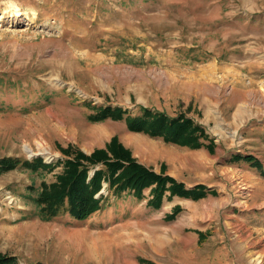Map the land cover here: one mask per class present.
I'll use <instances>...</instances> for the list:
<instances>
[{"label":"rangeland","instance_id":"374dc122","mask_svg":"<svg viewBox=\"0 0 264 264\" xmlns=\"http://www.w3.org/2000/svg\"><path fill=\"white\" fill-rule=\"evenodd\" d=\"M106 107L123 117L90 120ZM142 108L192 116L213 149L130 131ZM113 137L206 196L166 192L157 207L152 188L113 196L104 183L108 203L87 220L39 217L27 196L57 180L62 150ZM5 158L56 167L0 175V255L18 264H264V0H0Z\"/></svg>","mask_w":264,"mask_h":264},{"label":"trees","instance_id":"16d2710c","mask_svg":"<svg viewBox=\"0 0 264 264\" xmlns=\"http://www.w3.org/2000/svg\"><path fill=\"white\" fill-rule=\"evenodd\" d=\"M123 115L124 112L119 109L106 107L100 114L90 116V120L121 119ZM126 122L130 131L145 132L170 144L193 149H213L206 144L208 136L204 128L184 114L171 118L163 113H153L150 109L142 108L140 115L128 116ZM62 151L67 158L62 162V173L57 176V180L51 184L43 182L35 197L27 196L39 217L47 221L61 216H69L71 220L78 222L87 220L108 203V197L101 193L104 183L108 185V195L113 196L131 193L141 197L146 189L152 188L149 205L157 207H160L166 192H169L171 197L191 199H200L207 194L202 185L187 189L172 177L157 174L140 164L117 137H113L105 148L96 149L90 155L70 147ZM231 159L236 162H248L258 170L263 168L262 162L252 155L234 154ZM19 167H26L38 173H49L56 168L55 165L40 159H0V175ZM178 211L179 208L175 209V214ZM0 264H18V259L0 255Z\"/></svg>","mask_w":264,"mask_h":264},{"label":"bare ground","instance_id":"6f19581e","mask_svg":"<svg viewBox=\"0 0 264 264\" xmlns=\"http://www.w3.org/2000/svg\"><path fill=\"white\" fill-rule=\"evenodd\" d=\"M196 84H197V83H196ZM198 85H199V84H198ZM194 86H195V85H194ZM187 88H188V87H187ZM189 88H190V86H189ZM192 88H193V87H192ZM192 88H191V89H192ZM191 89H190V90H191ZM210 112H211V110H210V108H209V110H208V115H209V117H211V114H210ZM241 113H242V112H241ZM235 117H236V116H235ZM128 140H131V141H132V139H131V138H129ZM132 142H133V141H132Z\"/></svg>","mask_w":264,"mask_h":264},{"label":"crops","instance_id":"0c3cea01","mask_svg":"<svg viewBox=\"0 0 264 264\" xmlns=\"http://www.w3.org/2000/svg\"><path fill=\"white\" fill-rule=\"evenodd\" d=\"M191 118H192V116H191ZM194 118V117H193ZM195 120V119H194ZM196 121V120H195ZM197 122V121H196ZM198 124H199V122H198Z\"/></svg>","mask_w":264,"mask_h":264}]
</instances>
